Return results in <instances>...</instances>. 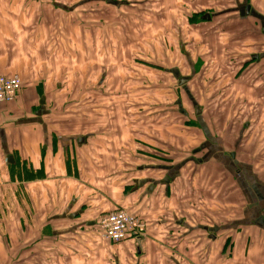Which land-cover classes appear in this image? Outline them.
Returning <instances> with one entry per match:
<instances>
[{"label": "crops", "instance_id": "crops-1", "mask_svg": "<svg viewBox=\"0 0 264 264\" xmlns=\"http://www.w3.org/2000/svg\"><path fill=\"white\" fill-rule=\"evenodd\" d=\"M94 2L115 10L133 3ZM146 2L151 9L143 16L153 31L145 36V61L154 70L157 47L150 41L162 26V40L182 37L188 20L224 23L235 39L249 32L244 38L252 40L258 27L251 16H260L249 15L247 6L264 15V0ZM118 22L102 15L99 59L101 70L114 73L115 79L105 76L107 85L118 86L114 97L132 106L106 113L108 126L88 130L87 72L96 61L87 52V0H0V75L24 82L14 102L0 104V264H264V53L246 54L240 67L259 78L244 79L243 96L212 109L218 124L212 128L205 123L209 105L201 109L189 94L197 74L183 76L179 57L177 67H167L171 56L160 64L157 70L185 88L197 117L196 141L188 147L195 159L173 165L169 143L157 147L154 133L140 132L147 123L135 101L140 78L119 74L138 71L129 61L140 51H121V39L134 36L123 35L130 32ZM154 113L161 114L153 109L143 116ZM227 116L232 126H219ZM154 121L148 119L152 132L162 124ZM164 127L166 137L171 129ZM117 209L145 223L143 237L104 239L98 222Z\"/></svg>", "mask_w": 264, "mask_h": 264}, {"label": "rangeland", "instance_id": "rangeland-1", "mask_svg": "<svg viewBox=\"0 0 264 264\" xmlns=\"http://www.w3.org/2000/svg\"><path fill=\"white\" fill-rule=\"evenodd\" d=\"M131 1L133 3H129L127 7L123 6L122 10H115L110 7L100 8V6H103L102 4L94 2V0H87V52L90 51L93 54L91 59L96 61L92 65L93 70L87 72V129L99 130L101 123L105 125L104 127L108 126L110 120L105 118L106 113L121 110L127 111V105L132 106L131 103L126 102L128 99H116L114 97L120 95V92H117L118 86L115 81H112L109 85L106 84L105 76H112L115 79L114 73L101 70L99 59L100 20L104 14V17H107V19L119 21L118 24L123 22L121 25V27L123 26V31L130 32L123 35L134 36L132 39H121L119 44L121 51L123 52V48H128L129 50L139 48L140 51L138 60L134 56L130 57L129 61L138 71H135L134 74L131 72H119V74L123 75L124 79H127L128 74L140 78L138 82L139 98L135 97V101H138L137 105L140 108V116L144 117L145 120L147 119L145 121L147 123L141 125L140 132L154 133L153 136L157 147L167 146L169 143L170 147L167 148L170 149L171 158L172 160H176L173 165H179L187 159H195V156L192 155L193 147L188 148L191 140L196 141V131L193 129L197 124L195 108L188 99L183 97L185 88L180 87L174 75H170V77L167 72L157 69L170 56L172 58H170V63L167 64V67H177L178 60L176 58L179 57L182 60L179 63L183 66V76L191 75L192 72L197 74L191 83V88L189 87L193 92L189 91V94L198 96L197 98L201 101V104H199L201 109L209 105L205 123L211 128L218 126L216 120L209 117L213 112L212 109L220 110L225 100L231 101L234 96H243L242 84L244 79L250 80L252 75V80L259 78L258 72L248 75V71H243L240 65L246 62V54L261 51L264 53V15L260 14L258 9H251L250 6H247L249 7V15L254 12L257 16H260V19L251 16L257 21L256 26L258 27L257 33L253 35L254 39L252 40L244 38L250 34L249 32L245 36L241 35L238 39H235L233 33H228V27L225 28L224 23H220L219 27L217 21L214 22V25L212 23L200 22V25L195 26L189 20L182 25V37H179V35L174 36V34L173 36L166 35V38L162 40L163 34L166 31L162 26L157 30L156 38L150 41L157 47V60L155 61L153 56L150 57L153 60V67L155 66L154 70L150 69L151 67L148 68L145 61L149 48V41L145 40L147 30L149 29L147 12L150 11L151 7L147 5L146 0ZM197 9H201L203 13L210 12L211 14V9L199 7ZM137 13H143L141 14L142 17L137 18ZM235 18L239 25L243 22L238 15ZM158 25L156 24V28ZM150 26L149 30L153 31L152 21ZM175 29L176 25L173 24L172 31L174 32ZM135 35H139L140 40H137ZM182 46L186 48L184 55H180ZM167 50H169V56H167ZM89 60L87 57V65L90 62ZM95 80L96 83L90 86L89 81ZM165 80L169 84L167 85L166 82L164 88L161 85ZM232 85L238 87L234 89ZM106 96H108V99H106ZM110 97L113 98L110 100ZM77 106L75 108L79 110ZM242 107V104L236 107L237 111L241 112V116H243ZM153 109L157 110V113L160 111L161 114L154 113V116H143L145 112ZM100 116L102 118H99ZM242 118L240 121L243 123L244 119ZM148 119H155L154 123L156 122V124H163V122L168 124L165 125L166 127L162 126V124L156 125L155 132H152L150 130H152L153 125L148 126ZM230 119L233 118L227 116L224 125L223 122H220L219 126L231 127L233 121ZM111 122L113 123L114 120L112 119ZM149 123H153V120H150ZM254 125H257V123H254ZM163 127L171 129V133L166 137L163 136ZM161 151H163V148H161Z\"/></svg>", "mask_w": 264, "mask_h": 264}, {"label": "built area", "instance_id": "built-area-1", "mask_svg": "<svg viewBox=\"0 0 264 264\" xmlns=\"http://www.w3.org/2000/svg\"><path fill=\"white\" fill-rule=\"evenodd\" d=\"M23 88V81L18 75H0V104L14 102ZM104 239L119 244L127 239H139L145 233V224L135 215L125 210H117L104 215L99 220Z\"/></svg>", "mask_w": 264, "mask_h": 264}, {"label": "bare ground", "instance_id": "bare-ground-1", "mask_svg": "<svg viewBox=\"0 0 264 264\" xmlns=\"http://www.w3.org/2000/svg\"><path fill=\"white\" fill-rule=\"evenodd\" d=\"M143 222V221H142ZM145 224V223H144ZM128 240V239H127ZM126 241V240H125ZM124 242V241H123Z\"/></svg>", "mask_w": 264, "mask_h": 264}]
</instances>
